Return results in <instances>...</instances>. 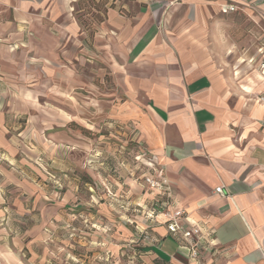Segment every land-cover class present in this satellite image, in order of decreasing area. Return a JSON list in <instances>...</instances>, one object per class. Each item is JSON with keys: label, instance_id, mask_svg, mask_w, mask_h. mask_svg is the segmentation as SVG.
Segmentation results:
<instances>
[{"label": "crops", "instance_id": "0c3cea01", "mask_svg": "<svg viewBox=\"0 0 264 264\" xmlns=\"http://www.w3.org/2000/svg\"><path fill=\"white\" fill-rule=\"evenodd\" d=\"M76 1L0 0V264H31L24 253L74 199L76 149L91 140L73 126L94 127L90 107L75 114L39 98L76 109V89L99 95L95 114L132 131L148 175L165 184L146 211L157 243L141 264H264V0H116L81 71L68 61L87 50ZM237 15L253 27L235 33ZM91 64L115 87L96 85ZM22 67L35 76L22 79ZM17 115L26 123L14 134ZM47 177L62 181L58 197ZM176 209L214 235L212 252L193 260L167 232L164 213Z\"/></svg>", "mask_w": 264, "mask_h": 264}, {"label": "rangeland", "instance_id": "374dc122", "mask_svg": "<svg viewBox=\"0 0 264 264\" xmlns=\"http://www.w3.org/2000/svg\"><path fill=\"white\" fill-rule=\"evenodd\" d=\"M119 4L116 0H87L83 3L86 13L82 9L78 10L74 4L73 15L81 30L86 33L83 39L87 50L82 56L83 59L79 55L68 61L74 62L79 71L85 67L81 62L96 58V51L90 47L95 33L102 25L95 22L96 17L103 15L106 6L108 11L112 6L118 8ZM235 17V33L253 27L252 22L244 16ZM16 56L18 60L23 61L21 55ZM91 66L92 78L96 85L100 84L108 90L115 87L108 74L103 82L99 83V78L95 75L97 64ZM10 69L7 68L8 73ZM20 71L21 75L18 72L16 74L22 79L24 76L33 78L36 74L34 67H22ZM11 91L18 94L17 84L11 86ZM76 94L79 106L76 105V109L68 108L64 102L56 100H48L45 104L47 100L39 98L41 104L59 107L75 114L82 110L83 105L89 106L88 115L95 125L91 130L73 126L77 131V140L83 136L91 140L88 147L76 149L77 165L71 171L77 185L76 194L68 205L69 208L47 228L44 239L30 244L33 257L28 258L30 255L24 254L31 264H141L146 251L144 248L156 244L148 230L149 217L146 216V211L153 207V204L160 202L161 197L165 195L163 190L159 194H151L153 189L148 187L145 179L152 175H148V169L141 161L140 155L143 154L144 148L142 143L133 137V132L108 117L95 114L98 94L82 89H76ZM7 101H10L13 107L18 106L14 95ZM25 123L26 118L23 115L15 116L11 119L10 131L19 133ZM28 147L32 148L30 145ZM36 160L42 164L46 161L43 155H39ZM86 168L90 170V175L85 171ZM42 184L50 189L49 192H57L56 197L65 188L61 180L51 177L42 179Z\"/></svg>", "mask_w": 264, "mask_h": 264}, {"label": "built area", "instance_id": "2783aa9c", "mask_svg": "<svg viewBox=\"0 0 264 264\" xmlns=\"http://www.w3.org/2000/svg\"><path fill=\"white\" fill-rule=\"evenodd\" d=\"M235 6L230 5L228 7V12H233ZM261 61L259 65V70L262 76H264V48L261 47ZM260 100L264 101V97H261ZM146 183L150 189L153 190H165V184L157 177H146ZM215 192L223 195V190L221 186L215 188ZM151 212V216L153 215ZM164 224L166 226L167 232L180 241L183 242V245L187 248L188 256L193 260H198L201 252H212L213 246L212 241L214 235L211 232H202L201 229L196 226L186 225L187 218L184 210L176 209L172 212L164 213ZM148 237V236H146ZM154 240V239H153ZM157 243V240H155Z\"/></svg>", "mask_w": 264, "mask_h": 264}, {"label": "trees", "instance_id": "16d2710c", "mask_svg": "<svg viewBox=\"0 0 264 264\" xmlns=\"http://www.w3.org/2000/svg\"><path fill=\"white\" fill-rule=\"evenodd\" d=\"M85 2H87V0H77L76 1V6H77V8H78V10H83V12L84 13H86L84 10V5H83V3H85ZM104 2H102V4H103ZM98 7H100V5H97ZM113 7V6H112ZM103 15L102 16H99V17H96V23L97 24H101L102 22H104L105 21V19H106V13H107V6L103 9ZM147 249V247L146 248H144V250H146Z\"/></svg>", "mask_w": 264, "mask_h": 264}]
</instances>
